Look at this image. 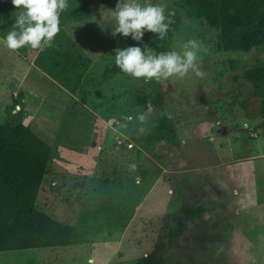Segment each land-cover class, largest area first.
<instances>
[{"label":"rangeland","instance_id":"374dc122","mask_svg":"<svg viewBox=\"0 0 264 264\" xmlns=\"http://www.w3.org/2000/svg\"><path fill=\"white\" fill-rule=\"evenodd\" d=\"M139 2L160 3L179 21L169 49L157 53L201 42L203 78L118 74L88 87L83 104L16 54H0V123L26 87L10 114L19 111L16 119L49 147L36 206L75 227L68 246L0 252V264H135L182 204L204 211L166 251L167 264H264V108L241 76L264 60V45L218 51V32L190 17L182 0ZM68 5L61 17L97 75L128 47V37L111 34L116 0ZM139 92L151 96L146 107L132 102ZM156 116L167 141L146 144L140 139Z\"/></svg>","mask_w":264,"mask_h":264},{"label":"trees","instance_id":"16d2710c","mask_svg":"<svg viewBox=\"0 0 264 264\" xmlns=\"http://www.w3.org/2000/svg\"><path fill=\"white\" fill-rule=\"evenodd\" d=\"M182 4L190 17L203 20L218 32V51L248 52L264 45V0H182ZM18 11L11 2L1 7L0 37L12 30ZM171 20L164 40H156L154 34L146 32L143 43L153 50H168L179 25L178 19L171 16ZM60 27L53 46L36 50L32 64L85 104L90 94L88 87L98 88L124 73L113 62L106 63L99 74H92L94 60L65 30L62 22ZM127 41L128 46L137 43L129 37ZM29 49L25 46L16 52L25 56ZM241 76L252 86L254 96L264 108V60L244 69ZM18 96L12 95V102L6 107L8 117L0 123V252L68 246L73 241L75 227L56 220L36 206L49 147L16 119L19 111L14 116L10 114L20 105L23 92ZM150 98L149 94L139 92L133 95L132 102L146 107ZM167 136L166 121L156 116L140 140L160 144L167 141ZM203 211L200 204H182L176 212L166 214L163 217L166 233L158 236L151 250L135 264H167L166 251L176 244L187 222L200 219Z\"/></svg>","mask_w":264,"mask_h":264},{"label":"clouds","instance_id":"9594fccd","mask_svg":"<svg viewBox=\"0 0 264 264\" xmlns=\"http://www.w3.org/2000/svg\"><path fill=\"white\" fill-rule=\"evenodd\" d=\"M11 3L19 11L12 30L0 38V46L13 52L25 46L39 51L52 47L61 31V15L69 6L68 0H11ZM109 12L115 21L111 34L137 42L115 49L114 62L122 73L136 79L143 78L145 82L183 78L189 71L199 78L206 75L199 63L202 48L199 40H187L181 45L180 52L157 53L143 43L146 32L154 34L156 40H164L167 36L173 13L167 12L164 5L116 0L115 8Z\"/></svg>","mask_w":264,"mask_h":264},{"label":"crops","instance_id":"0c3cea01","mask_svg":"<svg viewBox=\"0 0 264 264\" xmlns=\"http://www.w3.org/2000/svg\"><path fill=\"white\" fill-rule=\"evenodd\" d=\"M11 2V0H0V9H1V7H5V5H7L8 6V4ZM70 2V0H68V3ZM61 22L64 24V28H65V30L67 31V28H66V24H65V18L63 19L62 17H61ZM68 32V31H67ZM69 33V32H68ZM74 39H75V37L71 34V33H69ZM0 38H2V37H0ZM76 40V39H75ZM77 42V41H76ZM78 43V42H77ZM79 44V43H78ZM82 48V47H81ZM83 49V48H82ZM84 50V49H83ZM10 52L11 53H14V54H16L17 56H18V58H20L21 60H23V61H25L26 63H27V66H28V68L29 69H32V68H36V67H34L33 66V64H32V60H33V58H34V56H35V54H36V50H34V49H29L27 52H26V54H25V56H21V55H19L16 51L15 52H13V51H11V50H8V49H6V48H4L3 46H0V54L1 55H3V56H6V55H10ZM84 52H85V50H84ZM86 53V52H85ZM87 54V53H86ZM21 81V80H20ZM19 81V82H20ZM22 83H23V80H22ZM21 88V91L23 92V94H27L28 93V91H27V89H26V87L25 88H23V87H20Z\"/></svg>","mask_w":264,"mask_h":264}]
</instances>
